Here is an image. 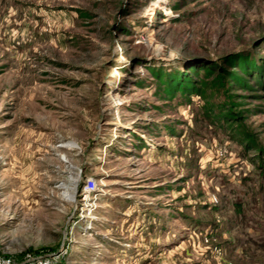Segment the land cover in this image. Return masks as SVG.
<instances>
[{
    "label": "rangeland",
    "instance_id": "374dc122",
    "mask_svg": "<svg viewBox=\"0 0 264 264\" xmlns=\"http://www.w3.org/2000/svg\"><path fill=\"white\" fill-rule=\"evenodd\" d=\"M0 252L264 264V0H0Z\"/></svg>",
    "mask_w": 264,
    "mask_h": 264
},
{
    "label": "built area",
    "instance_id": "2783aa9c",
    "mask_svg": "<svg viewBox=\"0 0 264 264\" xmlns=\"http://www.w3.org/2000/svg\"><path fill=\"white\" fill-rule=\"evenodd\" d=\"M84 186V191L91 192L94 190L96 183L94 179L88 178ZM50 255H40L36 257H29L22 261L16 262L12 259V257H8L3 255L0 252V264H50Z\"/></svg>",
    "mask_w": 264,
    "mask_h": 264
}]
</instances>
